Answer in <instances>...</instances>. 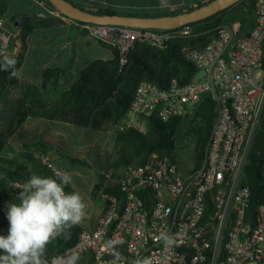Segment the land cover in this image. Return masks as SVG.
<instances>
[{"label":"built area","instance_id":"obj_1","mask_svg":"<svg viewBox=\"0 0 264 264\" xmlns=\"http://www.w3.org/2000/svg\"><path fill=\"white\" fill-rule=\"evenodd\" d=\"M255 12L248 34H240V21L216 26L208 35L194 32L189 23L162 30L85 24L93 36L119 46L122 64L136 41L165 48L175 37L206 35L182 47L197 69L192 79L180 84L174 78L166 88L140 81L115 131L146 134L154 115L187 118L204 94L215 102L216 116L196 168L182 171L177 158L153 151L143 163L102 169L103 212L96 225L79 230L69 246L68 238L58 236L63 247L49 261L75 249L78 264H134L145 256L153 264H264V204L250 212L251 190L245 183L248 154L264 116V0H255ZM40 158L52 171L67 172L50 154ZM24 183L9 181L16 187ZM161 231L176 243L166 248L157 239ZM0 235H7L1 220ZM113 238L123 241L119 261L106 247Z\"/></svg>","mask_w":264,"mask_h":264},{"label":"trees","instance_id":"obj_2","mask_svg":"<svg viewBox=\"0 0 264 264\" xmlns=\"http://www.w3.org/2000/svg\"><path fill=\"white\" fill-rule=\"evenodd\" d=\"M44 1L52 11L60 14L24 8L16 10L11 0H0V21L8 20L15 15L20 20L22 33L20 36L21 49L15 52L8 48L6 53L17 60L15 65L19 72L28 46L27 36L36 28L51 27L69 19L77 24H93L72 19L64 15L52 2ZM74 4L81 8L89 7L81 2ZM210 0H200L196 5L178 6L168 12L145 14L125 12L107 7H100L99 12L160 15L176 14L192 10ZM255 0H240L234 5L204 19L189 23L194 32H213L216 26H222L234 21L241 22L240 34H248L255 21ZM14 22V21H12ZM155 30H162L151 28ZM86 33L87 30H85ZM206 38L205 33L200 36H181L171 39L165 48L153 46L147 42L136 41L127 54V60L122 64V53L118 45L97 39L98 43L111 50L109 58L97 57L79 71L78 78L68 84L64 66H47L37 82L28 84L26 93L21 98L10 126L0 133V151L10 142H16L24 147L22 154L27 162L15 159L1 158L4 177L0 180V220L9 230L7 219L8 206L17 203L20 188L10 185L9 181L26 182L32 174L41 176L53 175L41 160V154H67L70 145L66 141V131L69 126L86 127L96 130L107 128L119 121L128 110L133 99L137 84L150 80L162 88H166L172 79L180 84L189 82L195 75V65L186 60L182 54V47L187 44L201 42ZM0 50L1 38H0ZM264 64V42H263ZM11 70L0 69V100L5 90L20 82V75L12 77ZM216 116L215 102L208 94H204L193 114L187 118L171 117L162 120L158 116L150 117L149 129L146 134L133 129L115 131V147L118 157L111 166L123 167L128 163H143L153 151H160L176 159L175 134L182 120H187L186 133L192 136L194 167L202 161L204 147ZM61 144L64 145L63 148ZM52 156V155H51ZM70 160L77 161V154H72ZM101 169H96L97 181L91 193L95 195L102 185ZM245 183L251 190L250 212H254L260 204H264V116L260 120L254 141L248 154L245 166ZM75 191L72 183L65 189ZM109 191L110 188H106ZM84 228L82 225L73 226L65 246L76 241L77 233ZM63 247L61 237L52 240L46 251L49 260L50 254Z\"/></svg>","mask_w":264,"mask_h":264},{"label":"clouds","instance_id":"obj_3","mask_svg":"<svg viewBox=\"0 0 264 264\" xmlns=\"http://www.w3.org/2000/svg\"><path fill=\"white\" fill-rule=\"evenodd\" d=\"M17 60L0 50V69L18 77ZM72 177L67 172L53 169V175L32 174L22 186L17 203L8 206L7 235H0V264H78L81 257L75 249L46 257L48 244L58 236L70 238L68 230L83 222L87 205L78 191H66ZM164 246L171 247L176 241L168 232L157 237ZM123 241L113 238L107 241V249L115 261L121 259L119 246ZM134 264H153L150 256L138 257Z\"/></svg>","mask_w":264,"mask_h":264},{"label":"crops","instance_id":"obj_4","mask_svg":"<svg viewBox=\"0 0 264 264\" xmlns=\"http://www.w3.org/2000/svg\"><path fill=\"white\" fill-rule=\"evenodd\" d=\"M75 2H81L86 4L89 8L97 10L100 7L112 8L115 10L125 12H138L145 14L150 13L147 9H116L112 6L104 3L95 4L91 0H73ZM200 0L186 1L183 0L178 6L195 5ZM24 8L35 9L37 8L42 15L44 12H50L58 14L57 11H51L47 4L41 0H27L25 4H22L15 8L21 10ZM172 10V9H171ZM169 10V11H171ZM168 12V11H164ZM161 13V12H154ZM87 25L77 24L69 19H64V22L44 28H36L27 36L28 46L26 48L25 59L23 65L19 71L20 82L18 84L10 85L4 92L0 100V133L6 130L13 119L14 113L20 104L21 98L26 93L28 84L30 82H37L40 79L42 70L47 66H64L66 70V81L68 84L75 81L79 76V71L85 67L89 62L97 57L109 58L111 56V50L98 43V40L94 38L89 32L86 33ZM22 33L21 26L14 31V36H20ZM98 52H103L102 55H98ZM9 101H12L9 103ZM9 118V120H8ZM73 131L77 127L69 126ZM54 158H58V154L52 153ZM110 168H115L111 166ZM72 176V174L70 173ZM77 178V176H76ZM97 177L93 181H95ZM75 191H77V185L74 181L71 182ZM88 187H85L87 189ZM91 193V192H90ZM81 194V193H80ZM87 205L86 215L83 222L80 224L84 228L94 227L98 221L101 211L98 209L93 212V202L85 198L83 193L81 194ZM89 209V210H88ZM95 214V215H94Z\"/></svg>","mask_w":264,"mask_h":264},{"label":"rangeland","instance_id":"obj_5","mask_svg":"<svg viewBox=\"0 0 264 264\" xmlns=\"http://www.w3.org/2000/svg\"><path fill=\"white\" fill-rule=\"evenodd\" d=\"M181 1L183 0H91V2L95 4L104 3L116 9L135 8L143 10L148 8L150 13L169 11L179 5ZM26 2L27 0H11V5L15 9ZM231 23L224 25H229ZM0 25L4 26L8 30L11 35V39L14 40L16 44V48L13 51L18 52L21 49V35L14 36V31L18 28V26H16L14 22L8 20L0 21ZM87 32L90 33V30L87 29ZM93 37L98 39L95 36ZM102 53L103 52H98V55H102ZM11 102L12 101H9V103ZM186 127L187 120L184 119L180 123L175 134L177 145L175 153L179 162V167L182 171L190 169L195 164L192 157V136L186 133ZM65 133L66 141L70 145L68 150L65 149L67 154L58 153L57 159L51 154L52 159L55 164L64 168L68 174H72L73 172L74 175L77 176L76 178V176L71 175L72 181H74L77 185V191L81 194L83 193L86 199L93 202V207H91V209L95 212L96 210L102 208L101 194H99V192L95 195L90 193L94 186L93 181L97 177L96 169L102 170L110 168L112 162L119 155L117 148L115 147L116 133L114 126L108 125L107 128L102 130L77 126L74 131L67 129ZM63 146L64 145L61 144L62 148ZM23 151L24 147L21 144L10 142L4 150L0 151V157L27 162L22 154ZM72 154H77V161L70 160ZM3 177L4 171L2 168V161H0V180L3 179ZM85 187L88 188L85 189ZM100 211L103 212L102 210Z\"/></svg>","mask_w":264,"mask_h":264},{"label":"water","instance_id":"obj_6","mask_svg":"<svg viewBox=\"0 0 264 264\" xmlns=\"http://www.w3.org/2000/svg\"><path fill=\"white\" fill-rule=\"evenodd\" d=\"M49 1L67 17L86 23L137 28L172 29L216 14L240 0H210L206 4L192 10H186L176 14L160 15L125 14L117 12L105 13L91 8H81L71 0ZM10 21H14L16 26H20V20H15V15L10 17ZM0 38L3 52L7 53L8 48L11 50L16 48V44L11 39L8 30L2 25H0Z\"/></svg>","mask_w":264,"mask_h":264}]
</instances>
